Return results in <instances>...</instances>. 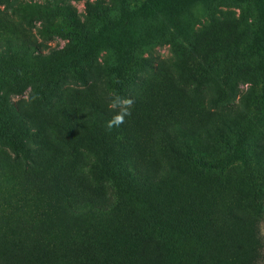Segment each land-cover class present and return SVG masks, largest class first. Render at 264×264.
Instances as JSON below:
<instances>
[{"label":"trees","instance_id":"16d2710c","mask_svg":"<svg viewBox=\"0 0 264 264\" xmlns=\"http://www.w3.org/2000/svg\"><path fill=\"white\" fill-rule=\"evenodd\" d=\"M72 1L25 8L63 50L1 36L0 264H264V0H241L254 30L224 17L195 33L182 15L209 0H147L173 29L156 65L108 7L88 5L102 41ZM101 48L116 63L97 75ZM29 86L32 109L8 99ZM114 95L135 103L109 130Z\"/></svg>","mask_w":264,"mask_h":264},{"label":"rangeland","instance_id":"374dc122","mask_svg":"<svg viewBox=\"0 0 264 264\" xmlns=\"http://www.w3.org/2000/svg\"><path fill=\"white\" fill-rule=\"evenodd\" d=\"M39 0H2L0 1V43L1 36H14V33L26 31L32 41L37 45L40 52L48 55L52 51H60L66 48L69 41L62 37L44 38L40 35L42 23L31 19L26 12V6ZM147 0H76L72 6L77 10L80 20L86 24L87 29L97 36H104L102 41L110 37L103 29L101 23L91 18L88 5H104L109 8L111 19L118 21L123 27V32L115 34L119 38H126L128 43H140L142 46L140 55L149 59L154 65L160 59H168L172 56V43L169 42L170 33L173 29L167 28L168 19L161 16H151L147 12ZM104 2V3H103ZM224 17L243 19L254 30L261 21V13L254 4L241 0H209L208 2L195 3L188 12L182 15V24L189 33L201 32L214 20ZM166 24V25H165ZM164 38L162 39V36ZM180 44L182 39L176 41ZM116 63L115 54L109 49L101 48L96 52V69L102 75L107 67ZM82 87L74 81H69L68 88ZM246 86L241 90L246 91ZM3 94L8 93L5 88ZM8 99L16 106L32 109V86H29L22 95L8 93ZM1 146V145H0ZM11 190L0 186V195L4 196ZM264 235V222L262 224Z\"/></svg>","mask_w":264,"mask_h":264},{"label":"clouds","instance_id":"9594fccd","mask_svg":"<svg viewBox=\"0 0 264 264\" xmlns=\"http://www.w3.org/2000/svg\"><path fill=\"white\" fill-rule=\"evenodd\" d=\"M135 100L132 97H122L114 95L109 98V108L113 111L111 119L107 122V128L110 130L119 127L125 122V118L131 115V109Z\"/></svg>","mask_w":264,"mask_h":264}]
</instances>
